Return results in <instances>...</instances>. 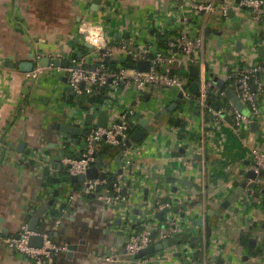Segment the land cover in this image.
<instances>
[{"label":"crops","instance_id":"obj_1","mask_svg":"<svg viewBox=\"0 0 264 264\" xmlns=\"http://www.w3.org/2000/svg\"><path fill=\"white\" fill-rule=\"evenodd\" d=\"M92 1L0 0V264H30L10 250L5 239L17 235L21 225L29 226L33 215L51 201L47 204L42 201L43 191L38 180L42 173L41 167L37 164L27 167V163L18 165L16 161L36 152V145L40 142L39 149L46 153L43 147L47 141L46 131H54L52 127L57 124H78L81 129L88 130L82 114L84 110L76 95L69 92L68 77L64 71L66 69L43 68L38 65L42 71L35 77V71L30 74L20 72V65L37 64L39 56L64 58L67 61L70 56H78V66L93 70L95 65H99L91 53L93 47L80 36L85 21L92 26L102 25L107 35L126 41L137 51L138 46L151 44L162 32L166 35H178L186 28L192 37L199 35L193 27L200 17L184 5V0H102L98 11L92 10ZM196 1L216 5L221 2ZM233 1L237 4V0ZM233 11L224 19L219 10H215L207 21V28L211 32L206 37L208 44L215 46L211 47L213 56L222 57L221 66L227 69L241 61L238 44L243 49L248 41L257 38L247 22L245 12L237 8V5ZM92 28L83 27V30ZM127 35L129 39L126 38ZM219 37L223 38L222 46H219ZM228 43L234 44V47L223 55ZM80 53H83V58L79 56ZM124 60L120 55L114 62L121 66ZM250 60L252 64L260 60L264 63V57L260 54L258 58L251 57ZM9 64H16L17 69L7 67ZM132 72L133 70H126V75H131ZM224 74L223 70L216 77L226 81ZM195 82L196 78L193 83ZM226 83L227 87H232L228 81ZM173 102L171 91L159 87H151L141 96L134 88H125L122 93H118V112L134 109L142 115L141 118H149L153 125L146 140L135 144L136 171L142 175L134 176V186L139 189L131 188L133 196L130 207L145 212L158 195L162 194L169 201L184 197V208L175 216L186 220L181 235L184 240V235L192 233V241H197L192 258L199 252L202 261L217 263L222 259L224 264H264V260L255 259L250 245L252 238L257 239L256 247L262 246L264 242L263 198L250 195L249 189L222 216L210 217V226L214 229L210 249L206 247L205 225L197 226L199 218H205L210 211L219 210L227 197L242 182L248 180L246 174L252 170L251 150L256 148L264 151V118L258 122L259 131L250 135L247 131L238 135L235 127L227 121L215 125L208 117L203 116L198 107L191 106L183 111L184 104L173 115L163 116L159 121L153 120L157 112L166 109ZM54 134L53 144L56 149H60L64 138L78 140V144L72 143V149L77 153L86 149L85 137L68 136L59 131H54ZM22 144L26 145L24 153H21ZM182 147L188 152L201 155L202 161L180 153L176 156ZM117 151L114 154L118 155ZM119 169L121 165L116 164L108 168L109 173H116ZM154 173H159L162 178L155 179ZM148 176L150 179L145 181ZM165 177H172L175 182L168 183ZM179 180L196 183L200 189L179 185ZM81 184L83 191L84 184ZM65 185L67 183L63 186ZM175 187L179 189L177 194L173 191ZM52 191L51 199L54 198L55 189ZM64 198L62 196L58 204ZM144 216L133 217V224L146 218ZM119 219H122L121 226L118 225ZM123 219L125 216L121 211L103 207L98 198L89 199L80 194L74 206L64 213L62 225L53 235L59 234L65 224L66 236H56L60 244L67 245V241L71 239L77 245L82 240L86 242V245L79 246L84 250L85 257L78 258L76 264H106L99 261L98 256L116 252L122 259L127 258L126 244L132 232L131 229L125 230L127 224ZM41 223L42 220L37 226L38 232H42ZM254 224L258 225L254 231L247 229L248 225L252 227ZM75 228L81 230L82 238L74 236ZM189 228L192 229L191 232L186 231ZM138 229L137 226L133 233ZM201 239L204 240L203 243ZM159 242L156 241L153 245ZM190 244V239H186L184 243L171 245L169 249L150 258L157 264H189L186 246ZM58 258L63 257L59 255ZM60 261L54 259L53 264H65Z\"/></svg>","mask_w":264,"mask_h":264},{"label":"built area","instance_id":"obj_2","mask_svg":"<svg viewBox=\"0 0 264 264\" xmlns=\"http://www.w3.org/2000/svg\"><path fill=\"white\" fill-rule=\"evenodd\" d=\"M186 7H190L200 19L193 27L199 32V35L192 37L188 30H183L178 35H171L168 48L162 50L159 48L158 39L154 38L151 44L138 46L139 51L130 49V44L124 40H116L107 35L102 25L92 26L90 22L85 21L81 28L80 36L86 43H89L93 47L91 52L98 64L96 70L93 71L88 68H69L64 70L67 73L69 86L73 89L74 94L77 97L86 96L87 98L93 93V86L103 87L110 82L111 92L109 99L102 105L92 106L93 109L99 108L101 110H108L111 115V119L117 117L118 123L112 129H104L95 127L91 130L90 134L86 137L87 147L83 154L78 155L77 158L61 155L62 164L69 165L71 176L78 177L84 175L91 165L95 164L97 157L95 152L99 150V147L104 146H119L120 142L118 137L122 138V141L128 139V125L133 122L135 125L140 121L142 115L134 109H123L118 112V93L121 85L124 88H134L138 95L151 88L159 87L171 91L173 100L175 101L178 95L184 93V102L182 109L187 111L191 106L198 107L204 117H208L215 125H221L226 120L222 117V113H226L234 121L236 132L238 135H243L245 131H249L250 125L254 122H260L264 118V63L262 60L256 64H252L251 57H259V49L264 46V0H241L239 4H234L233 0H221L219 5L212 2L184 0ZM237 5V8L245 12L247 16V22L254 33L256 40L248 41L246 47L241 50V61L237 64L229 66V68H223L221 65L222 57H214L211 47L214 45L208 44V38L205 36V29L207 28V21L209 16L215 11L219 10L221 17L226 19L229 16L231 10ZM111 11V10H109ZM187 21H185L186 23ZM184 26V25H183ZM83 27H93L91 30H83ZM164 35V33H161ZM137 47V48H138ZM234 47V44L228 43L223 50L224 53ZM124 57L125 60L132 57L136 63L140 61H150L151 68L148 73H141L136 68L133 69L131 75H126V70L121 69L119 73H113L109 70L106 63L110 60H115L117 56ZM43 57L39 56L37 62ZM52 61L57 60L56 57L49 56ZM60 60L64 58H59ZM65 60V59H64ZM71 66H76L77 61L73 56L68 58ZM206 64L210 67V72L219 77L220 73L225 72V80L232 86L237 98L244 105V110H239L236 105L232 104L228 99V104L225 107L219 108L217 111L210 101L214 98L227 97L225 91H221L215 87L214 82L208 80L206 73ZM195 66L200 70V76L197 79V83L200 84V89L197 95H192L187 91H183V87L190 85L189 74L190 67ZM175 67L177 72L173 73L171 68ZM222 67V68H221ZM53 68V65L51 66ZM59 69V68H57ZM42 71L37 66L35 69V77ZM219 79V78H218ZM85 85V86H83ZM88 111H83L85 115ZM65 138L62 140L60 150L64 149ZM98 144L97 147L93 146V143ZM136 146L133 149H128L123 154L122 166L124 175L120 176L115 184L116 195L107 196L106 194H98L99 188L107 185V181L96 180L95 182H86L84 189L81 193L72 191L70 185L64 186L65 198L64 201L57 205V209L63 205H67L68 210L63 211L67 213L72 208L79 198V195H97L98 200L102 203L103 207L111 208L113 206L121 208V204L126 200L119 192L121 188L128 183L134 186V174L136 171V162L134 157L136 155ZM252 156V171L257 175L255 180H250L246 189H249L250 195L255 194L259 197H264V177L261 176V172L264 171V151L259 149L251 150ZM80 158V160H79ZM33 161L39 165L42 171L45 168H49L54 171V164L50 154L42 153L40 149L36 152L29 153L23 159L16 161L18 165H25ZM152 170L149 173L151 176ZM147 177L145 181L150 179ZM255 184L256 189L251 190L250 185ZM131 187V188H132ZM132 190V189H131ZM133 191V190H132ZM52 189L43 192L42 201L48 203L52 198ZM107 193V192H105ZM177 203L169 202L162 194L158 195L156 201L150 207L151 214L147 217L148 220L142 219V224L138 231L132 232L126 244V252L128 260L122 259V257L116 252L110 254H101L98 256L99 261L106 264H132L134 257L140 251L147 249L153 245L156 241L166 240L172 237L174 234L182 232L184 230V224L186 220H180L178 216H175L171 212L175 205L184 202V197L177 198ZM176 199V200H177ZM170 211L166 213V211ZM125 216V212H122ZM157 213H166L164 220H157ZM45 231L32 232L29 230L28 224L21 225L20 232L17 235H11L5 239V243L8 248L17 253L22 258H25L30 264H53L52 252H55L56 256L65 255L68 252V245L56 244L52 241V236L58 231L62 225V219H55L49 209L46 211L42 218ZM134 223V222H132ZM131 224L125 226V230H129ZM46 231H50L47 234ZM157 232V237H154V233ZM33 236L44 237V244L42 248H34L30 246V239ZM186 253L189 260L194 254L192 246H186ZM139 264H157L155 260L148 257L138 261ZM189 264H216L214 261H204L198 263L196 261Z\"/></svg>","mask_w":264,"mask_h":264},{"label":"water","instance_id":"obj_3","mask_svg":"<svg viewBox=\"0 0 264 264\" xmlns=\"http://www.w3.org/2000/svg\"><path fill=\"white\" fill-rule=\"evenodd\" d=\"M241 2V0H237V4H239ZM93 7L92 10L93 11H98V8L100 6V4L102 3V0H93ZM234 13L233 10L230 11V14ZM210 29L206 28L205 29V35L206 37L210 36ZM127 39H129V36H126ZM218 43L219 46H222L223 43V38L219 37L218 39ZM88 48L92 49L91 46L87 45ZM238 50L241 51L242 47L241 44H238ZM259 54L260 56L264 57V46L261 47L259 49ZM79 56L81 58H83V53H80ZM228 57H231V54H228ZM234 58V57H233ZM40 65L43 68H49L53 65V67L55 68H61V69H69V68H75V69H80L81 67L78 65H74L71 66L69 61L67 60H54L52 61L50 58L48 57H43L39 63L36 64L35 63H22L20 65V72L22 73H26V74H30L33 73L35 71V69L37 68V66ZM7 67L10 68H14L17 69V65L16 64H9L7 65ZM96 65L94 66L93 71L96 70ZM151 68V62L150 61H140L137 63L136 69L141 72V73H148L150 71ZM190 73L192 75V77L198 79L200 76V70L198 67L192 66L190 67ZM206 73L208 75V80L214 82L215 87L221 91H225L227 98L231 101L232 104L236 105V107L243 111L244 110V105L242 104V102L237 98L234 90L232 87H227V83L226 81L222 80V79H218L213 73L210 72V67L208 64H206ZM85 86V85H83ZM200 89V84L195 82L193 83L189 88H187V86L183 87V91H187L192 94V95H197ZM69 92L71 95H75L73 89L70 87ZM123 92V89H120V93ZM78 103L79 104H84L86 103V96L83 97H77ZM184 102V93L181 92L177 99L166 109L157 112L154 117L153 120L154 121H159L161 120V118L163 116H168V115H173L177 110L180 109V106L183 104ZM93 109V107L91 106L89 108L88 113L85 115V124L88 127V130L85 129H81L80 125L78 124H73V125H69V124H57L55 126L52 127V130L54 131H59L65 135L68 136H80V137H87L91 130L94 129L95 127H99V128H104V129H112L117 123H118V118H112L111 119V115L110 112L108 110H101L99 108H95V110L93 112H91V110ZM216 110L218 111L219 108H216ZM85 111V110H84ZM222 117H224L226 119V121L228 123H230L233 127L234 126V121L228 117L226 115V113H222L221 114ZM96 120V121H95ZM180 122V119L177 120V123ZM152 123L151 120L149 118L143 117L140 119V121L135 125L133 122L130 123L128 125L129 129H135L138 128V130L134 133V135L132 137H129L128 139H125L122 141L121 137H118V141L120 142L119 146L117 147H113V148H117L118 150V155L114 154V151L111 150H107L106 147L104 145L99 147V150L95 152V155L97 157V161L95 164L91 165L90 168L86 171V173L84 175L78 176V177H74L71 176L72 181L74 183L80 182L85 184L86 182H95L96 180H100V181H107V185L109 186L110 189H114L115 188V184L117 183L118 177L119 176H123L124 175V170L121 168L119 169L116 173H109L110 171L108 170L109 166L112 164H116V165H121L122 166V159H123V154L126 150L128 149H133L135 147V144H140L143 141L146 140V138L148 137L149 133H151V131L153 130L152 127ZM259 123L258 122H254L250 125V131H247V134L250 135L251 133H256L259 131ZM236 129V127H235ZM68 141L70 143H76L78 144V140H74L72 138H69ZM94 147H97L98 144L96 142L93 143ZM51 148L55 147L54 144L50 145ZM87 147V144H84V148ZM25 148L26 145L22 144L21 145V153L25 152ZM179 153L182 155H186L187 157H192L194 160L196 161H202V156L198 155L197 153H193V152H188L184 147L179 149ZM103 154H105L107 157L104 158ZM80 160V158H79ZM29 163L26 164L27 167H29ZM57 169L60 168V166L56 167ZM243 174V173H242ZM141 173L136 172L134 174V176L137 177H141ZM148 175V174H147ZM261 175L264 176V171L261 172ZM154 178L155 179H160L161 175L159 173H154ZM257 177L256 173L254 171H249L246 174V179H248L247 181L242 182L239 187L237 189H235L234 192H232L227 199L221 204V208L219 210H215V211H210L208 213V215H206L205 218L201 217L198 219L197 221V226L199 227H206V242H207V249H210L212 243V237H213V232L214 229L210 226V217L213 216H222L224 211H228L229 209H231L232 205L234 202L238 201L239 199L242 198V196L245 194L246 188L248 186V183L250 180H255ZM162 178V177H161ZM164 178V177H163ZM166 181L168 183H174L175 179L172 177H165ZM60 180H57V183H59ZM179 185L182 186H187V187H195L197 190L200 189V186L197 185L196 183H192L190 181L187 180H179L178 181ZM131 183H128L127 185L123 186L120 190V194L122 196H124L126 198L125 201L122 202L121 204V208L113 206L112 209L117 210V211H121V212H125V223L126 224H131V232H133L135 230V228L138 226L140 227L142 224V221L139 220L136 225H134L133 222V217L135 216H142L145 215L146 218L145 220H148L147 217L151 214V210L150 208L148 209V211H141L140 209H134L130 207V201L132 200V193L130 192L131 190ZM250 189L251 190H255L256 189V185L255 184H251L250 185ZM178 188H174L173 191L174 193H178ZM75 192L78 193L77 189H75ZM107 196H111L108 195V193H106ZM145 195H148V190L145 191ZM60 197V191L58 189L55 190L54 193V198L51 199V201L48 203L47 206H44L43 208L39 209L32 217V219L29 222V230L32 232L37 231V226L40 222V220H42L43 216L45 215L46 211L48 210L49 207H51L55 200L58 199ZM147 201V199H145ZM167 200V199H166ZM177 200H174V203H177ZM184 208V205L182 203L175 205L171 212L173 214H179L180 209ZM170 211H166V213H169ZM165 213V214H166ZM164 213H157L156 214V219L161 220L164 218ZM144 216V217H145ZM182 217H185V214H182ZM74 219H72L73 221ZM149 222L151 221V219L148 220ZM118 225H122V219H119L118 221ZM258 227L257 224H254L252 227H250L249 225L247 226V229L250 231H254V229H256ZM192 229H187V232H191ZM81 230L78 228L73 229V234L76 237L82 238L83 237V233L80 232ZM5 232V231H4ZM47 234H50V231H46ZM67 233V226L65 224H63L62 230L60 231L59 234H56L55 236L61 235L62 237H65ZM121 235H123V233H120ZM132 235V233L130 234V236ZM181 235H183V232H179L174 234L172 237L166 239V240H161L158 244L156 245H151L149 246L147 249L140 251L137 255H135L134 257V262L132 264H139L138 261L139 260H143L145 258L148 257H152L156 254H160L161 251L169 249L171 245H177V244H181L180 242H178V239ZM54 236V235H53ZM154 237H157V232L154 233ZM203 243V239L200 240ZM44 244V237L42 236H33L30 239V246L34 247V248H42ZM68 245V252L63 255L62 259L60 262L68 264V263H77L78 262V258H84L85 255L83 254L84 250L82 248H80L79 246H83L86 245V242H84L83 240L80 242L79 245L74 244L73 243V239L68 240L67 243ZM250 245L251 248H253V250L255 251H263L262 255H254L256 260H264V242L262 246L256 247L257 245V239H250ZM193 248V247H192ZM126 253V252H125ZM199 252L196 253V257H193L189 260V263L191 262H198V263H203L204 261L200 262L198 261L199 259ZM79 257H78V256ZM127 255V253H126ZM52 258L53 259H58V256H56L55 252H52ZM124 260H128L129 258H123ZM207 261V260H206ZM216 264H224V260L220 259Z\"/></svg>","mask_w":264,"mask_h":264},{"label":"trees","instance_id":"obj_4","mask_svg":"<svg viewBox=\"0 0 264 264\" xmlns=\"http://www.w3.org/2000/svg\"><path fill=\"white\" fill-rule=\"evenodd\" d=\"M177 34V33H176ZM171 35L170 34H164V35H159L158 37V44H159V48L162 50H165L168 48V42L170 39ZM130 49L137 51V49L135 47L130 46ZM74 60L79 61L78 56H74ZM106 65L108 66L109 70L113 73H119L121 69H125V70H133L136 68L137 63L136 61L133 60L132 57L127 58L126 60H124L123 64L121 66L118 65L117 62H114V60H110L106 63ZM171 71L173 73L177 72V69L175 67L171 68ZM189 81H190V85L194 82V77L190 76L189 74ZM111 83V82H110ZM110 83L106 86L103 87H99V86H93V93L92 95H90L87 100L86 103L84 104H80L81 109L82 110H89V108L91 106H97V105H102L106 102V100L109 99V94L111 92L110 89ZM121 88H124V85H121ZM228 99L227 97L222 98H214L210 101V104L216 109V108H222L227 106ZM174 122V120H172ZM130 123L131 120H130ZM176 124V121H175ZM180 128L182 129L183 126H180ZM138 130V128L135 129H129L128 130V136L132 137L134 135V133ZM54 131H50L47 130L46 131V143L45 146L43 145V147H45V151L47 153H49L52 157V161L54 164V171H51L49 168H45L42 173L38 176V180H39V185L41 188V191L45 192L48 191L50 189H59L60 191V197L58 199L55 200L54 204L49 207V211L50 214L55 218V219H64V212L65 210H68L67 205H63L62 207H60V209H57V205L59 200L61 199L62 196L65 195L64 192V184H68L71 186L72 191L75 192V189H77L78 193H80L82 190V184L80 182L74 183L72 181V177L70 174V166L69 165H63L62 162V157L61 155L64 154L65 156H69V157H73V158H77L78 155L83 154L84 152H80L77 153L76 151H74L72 149L73 145L72 143H70L68 141V139L65 140L64 143V149L60 150V149H56L54 148H50V145L54 143ZM41 143V142H40ZM40 143H38L36 145L37 150L39 149ZM107 150H111V151H117L116 148H113L112 146H105ZM118 152V151H117ZM105 154H103L104 156ZM176 156H179V151L175 154ZM30 165L35 166V163L33 161L30 162ZM60 166L59 169H57L56 167ZM262 176V175H261ZM264 177V176H263ZM57 180H60L59 183H57ZM105 192L108 193V195L114 196L116 195V190L114 189H110L108 185H105L101 188H99L98 190V194H106ZM83 197H87L89 199H97V195L94 194H90V195H83ZM169 201V200H167ZM172 202V201H169ZM173 203V202H172ZM263 204H264V197H263ZM31 216L28 217V219L30 220ZM164 220V218L162 219V221ZM40 230L44 231V223H41L40 225ZM186 237V239H190V245L193 248H196L197 246V241L195 239H193L194 241H192L191 238H193V234L192 233H188L186 235H184ZM186 239L184 240V238L182 236L179 237V240L181 241V243H184L186 241ZM52 241L56 244H60L58 238L54 235L52 237ZM253 254L254 255H262L263 251L262 250H258L255 251L253 250ZM56 260H59L56 259ZM198 261L202 262V258H199Z\"/></svg>","mask_w":264,"mask_h":264}]
</instances>
